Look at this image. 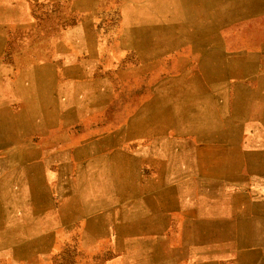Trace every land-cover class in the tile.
Masks as SVG:
<instances>
[{
    "label": "rangeland",
    "instance_id": "374dc122",
    "mask_svg": "<svg viewBox=\"0 0 264 264\" xmlns=\"http://www.w3.org/2000/svg\"><path fill=\"white\" fill-rule=\"evenodd\" d=\"M149 2L154 1L0 0V182L12 176L27 198L6 211L9 220L0 203V229L15 225L17 217L24 220L21 209L32 211L38 198L50 207L77 203L76 194L57 192L61 162L44 156L57 152L44 145L52 136L67 143L61 146L67 158L91 140L99 142V152L120 159L130 153L132 185L154 179L153 166L137 161L154 137L129 141L127 129L156 100L164 108L174 105V118L185 111L187 92L202 79L194 52L203 32L212 41L221 32L226 41L237 28L253 29L264 42V0H192L189 12L181 9L176 17L171 1L163 0L158 9L166 12L154 24ZM33 111L46 121L37 125L42 129L34 128ZM168 115L164 122L172 121ZM163 132L187 139L169 128ZM66 178L75 181L71 172ZM73 229L64 235L54 227L49 236L42 231L31 241L0 245V264L105 263L108 243L99 242L91 256Z\"/></svg>",
    "mask_w": 264,
    "mask_h": 264
},
{
    "label": "crops",
    "instance_id": "0c3cea01",
    "mask_svg": "<svg viewBox=\"0 0 264 264\" xmlns=\"http://www.w3.org/2000/svg\"><path fill=\"white\" fill-rule=\"evenodd\" d=\"M152 1L149 24L166 12L158 9L163 0ZM170 1L176 17L192 0ZM220 34L212 41L204 31L195 47L202 79L187 92L185 111L174 118V105L156 100L127 129L129 141L154 137L137 160L153 166L154 179L132 185L130 153L120 159L91 140L67 158V143L52 136L44 145L57 152L44 156L62 163L57 192L76 194L77 203L50 207L38 198L32 211L21 209L24 220L0 229V245L74 228L91 256L99 242L108 243L103 264H264V42L253 29L237 28L226 41ZM169 113L172 121L164 122ZM35 115L34 128L42 129L46 121ZM168 128L187 139L166 135ZM69 172L75 181H67ZM15 196L11 209L27 199L17 189Z\"/></svg>",
    "mask_w": 264,
    "mask_h": 264
},
{
    "label": "bare ground",
    "instance_id": "6f19581e",
    "mask_svg": "<svg viewBox=\"0 0 264 264\" xmlns=\"http://www.w3.org/2000/svg\"><path fill=\"white\" fill-rule=\"evenodd\" d=\"M0 188H1V191H0V203L2 205L3 215H5L6 211H8V210L11 209L10 206H12L13 204H15L16 201H17L16 200V196H15L16 189H17V185H14L13 184V179H12V176H11L8 179L6 178V179H4V180H2L0 182ZM8 216H9V214L8 215L6 214V216H4V217H6L8 219ZM1 237L4 238L6 236L5 235H2Z\"/></svg>",
    "mask_w": 264,
    "mask_h": 264
}]
</instances>
